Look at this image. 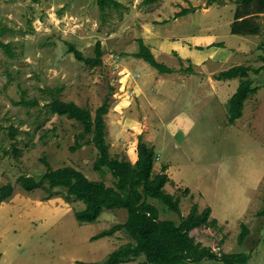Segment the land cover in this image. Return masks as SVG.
<instances>
[{
	"label": "rangeland",
	"instance_id": "1",
	"mask_svg": "<svg viewBox=\"0 0 264 264\" xmlns=\"http://www.w3.org/2000/svg\"><path fill=\"white\" fill-rule=\"evenodd\" d=\"M116 1L122 6L107 7L102 14L96 0H0V42L13 53L9 56L0 45V187L13 185L11 197L0 202V264L102 261L130 241L123 230L91 240L124 222L126 210L105 209L96 221L80 223L74 213L85 205L68 197L66 189L46 185L25 191L17 182L22 175L39 179L48 165L73 166L90 180L114 183L107 169H93L97 150L86 142L89 136L71 150L81 125L46 107L52 99L49 89L58 87L62 91L56 97L87 106L92 114L108 98L104 119L111 155L133 163L139 135L154 146L153 173L166 166L170 180L164 189L179 199L178 214L149 198L159 219L178 224L192 205L199 212L210 207L219 227L197 228L190 235L217 254L243 252L250 255L245 264H264V215L259 214L264 210L262 73L250 72L259 89L245 100L233 124L227 103L239 79L216 78L235 65L252 70L262 65L264 21L261 34L241 38L229 31L237 0L210 5L207 0ZM186 8L197 11L179 17ZM162 18L165 22L159 23ZM160 33L177 39L178 48L152 39ZM189 33L198 38L180 39ZM147 34L151 39H144V45L158 62L173 68L171 73H159L134 56L137 40ZM97 42L102 56L94 67L68 51L73 45L92 57ZM21 97L38 105H17ZM243 224L250 235L240 242ZM143 260L140 256L122 264Z\"/></svg>",
	"mask_w": 264,
	"mask_h": 264
},
{
	"label": "trees",
	"instance_id": "2",
	"mask_svg": "<svg viewBox=\"0 0 264 264\" xmlns=\"http://www.w3.org/2000/svg\"><path fill=\"white\" fill-rule=\"evenodd\" d=\"M157 0H143L144 4H151ZM217 0H207V5ZM100 12L103 14L107 7L119 8L122 4L116 0H96ZM195 8L182 9L178 16L192 12ZM264 21V0H237L233 21L230 24V33L239 36H253L261 34L262 22ZM139 50L134 54L147 61L156 68L159 73H171L172 69L164 63L158 62L141 39L137 40ZM6 47V53L13 56L9 44L0 42ZM218 46H221L218 43ZM264 42L261 43V47ZM74 57L84 62L89 67L101 63L102 49L97 42L94 48V56L84 57L82 52L73 45L68 49ZM262 65L252 70L250 66L235 65L225 71H221L217 79L238 78L239 84L235 92L228 100V122L233 124L242 115L245 100L255 94L259 86L253 85L254 78L250 72L258 75L262 73V85H264V55L260 56ZM62 91L61 87L49 89L52 99L47 102L49 112L68 119L77 121L82 130L77 134L75 145L71 150L81 146V140L86 136L88 143H92L97 150V158L93 163V169L103 173L107 169L114 178L112 186L103 181L88 179L80 170L73 166L51 168L47 165L46 172L36 179L33 176H19L17 182L25 191L36 188L48 189L64 188L68 197L82 201L84 209L74 213L75 219L80 222L96 221L103 210H126L127 217L122 223H115L110 228L104 229L93 235L91 240L111 236L117 231L123 230L130 241L119 245L110 251L102 261L83 262L76 264H122L142 256L144 260L139 264H202L205 259L220 261L223 264H245L250 255L247 253H221L217 254L208 246L197 242L190 232L194 229L206 227L217 229L218 221L211 217L210 207L199 212L197 204L192 205L186 216H180V222L176 224L171 220L159 219L158 209L148 199L160 200L171 211L179 214V199L164 189L169 182L166 174V166H162L161 172L154 174L153 166L156 160V152L153 145L138 136L135 162L111 155L109 144L106 140V124L104 115L108 112L109 101L105 98L100 106L91 110L87 106H81L74 101H65L56 97ZM17 105L36 106L37 100H26L23 97L16 102ZM10 134L15 136V130L11 128ZM187 191V190H186ZM13 193V185L7 183L0 187V202L6 201ZM50 193L47 198L51 197ZM260 215H264L262 210ZM250 235V231L243 224L238 240L242 242Z\"/></svg>",
	"mask_w": 264,
	"mask_h": 264
},
{
	"label": "crops",
	"instance_id": "3",
	"mask_svg": "<svg viewBox=\"0 0 264 264\" xmlns=\"http://www.w3.org/2000/svg\"><path fill=\"white\" fill-rule=\"evenodd\" d=\"M156 3V2H155ZM157 3H159V0L157 1ZM156 3V4H157ZM126 6V5H125ZM197 10H194V11H192V12H189V13H187V14H185V15H181V16H179V17H188V16H190V15H192V14H194L195 12H196ZM159 13V15L161 14V13H163L162 11H158ZM165 19L166 18H162V19H158V21H159V23H163V22H165ZM168 19V18H167ZM141 27V28H140ZM138 26V29H142V24H141V26ZM189 36H192L191 38H188ZM147 37V38H146ZM146 37L144 36H141V39L143 40V42H144V39H151V37H152V39H159L160 41H159V43L158 44H161V45H166V46H168V43L170 44V46L171 47H175V49L176 48H178V40L177 39H173L172 40V37H170V36H168L167 34H164V33H160V34H158V35H153V36H149L148 34L146 35ZM241 38L242 37H248V36H240ZM198 37H196V35H193V34H191V33H189L188 35H184V36H181L180 35V39H186L187 41H190V40H194V39H197ZM240 38V39H241ZM218 41V40H217ZM239 42H241V41H239ZM224 43H226L225 41H223L222 42V44H224ZM218 44V43H217ZM149 46H151L150 44H148ZM176 45V46H175ZM225 45V44H224ZM234 49V48H233ZM153 51V50H152ZM192 53V52H191ZM173 69V68H172ZM163 85L165 86V84L163 83ZM168 87H169V89L172 87V85H168ZM162 104H166V102L165 103H162ZM137 159V154H135L134 155V161L133 162H135V160ZM106 237H110V236H106Z\"/></svg>",
	"mask_w": 264,
	"mask_h": 264
}]
</instances>
